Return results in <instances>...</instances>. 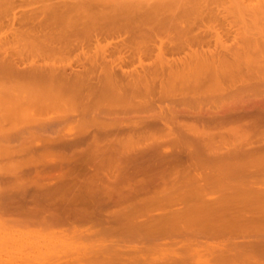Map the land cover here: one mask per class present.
<instances>
[{"label":"bare ground","instance_id":"1","mask_svg":"<svg viewBox=\"0 0 264 264\" xmlns=\"http://www.w3.org/2000/svg\"><path fill=\"white\" fill-rule=\"evenodd\" d=\"M80 2L81 1L61 2V3L55 2V4H51V5L48 4V6L46 5V7H42L43 9L40 8L41 10L36 9L37 12L31 11L32 12L31 16L30 17L28 16V19L24 21L21 29L18 30L21 33L23 38L21 41L17 42L18 44L16 43L17 46H15L16 44L14 43L15 45L13 49L15 47L16 49H19L18 53L15 54L14 52L16 58H13V55H12L11 64L6 63L7 69L9 71L8 73L11 74L10 76L12 78L17 79V81L19 80L20 82L33 85L35 87V88L33 87L34 89L36 90L39 89L40 92L41 91L43 92V93L41 92V94L44 98L59 99V100H62L63 102L65 101L64 102L65 104L67 101L68 102L75 101L76 107L74 110L78 112L76 114H79L80 112L81 113L80 115H82L81 119L77 120L78 125H80V128L82 129V131L79 134H73V133L71 134V132L73 131V128L71 127V128L66 129V124L64 127V131L66 130L65 132L67 133L68 137L70 136L69 138H71L72 136L73 138L74 136H76V139H73L71 141L69 140L68 142H62L63 140H59L60 141L59 143H56L58 142L56 138L54 139L56 140L55 143L54 142L49 143V140H48V142H46L45 144L46 148H49L50 150L51 148L52 149L53 148L69 149L70 151V149L71 150L74 148L76 149V147H79V146L81 147L83 145L82 146L83 148H81L82 149L81 151H84V148H85V153L88 152L87 155L89 153H97V154L105 153L106 154V151L107 153H109L108 150H110L111 153H113V151H117L119 153L118 155L121 156L122 150H120V148L123 147L124 149L123 145L125 144L126 141L124 142V144H121L122 145L121 146L120 144H116L118 140H116V142L114 143L115 139L114 140L112 139L113 140L112 143L110 144L109 142L110 145L107 144L108 146H106V144H104L105 146H100V144L99 145L90 144V142L87 143L85 139L86 135L91 133L89 131L93 128V129H98L101 133L103 132L104 134L105 133L109 134V131H113L114 133H121V134L122 132H126V131L130 133L135 132V134L133 133V138H134L135 135H137V133L139 132H140L139 135L143 133L144 136H146L145 133H147V130L148 132L152 133L153 131L152 129H154L155 131L153 133H156V134L157 132L161 133L159 138L157 137L159 135L157 136L156 134L155 136L153 135L154 137H157L159 139L158 142L157 140H155L156 141L155 142L156 144H154L156 145L155 148L161 147V149L165 148V150L168 151L170 147H166L165 145H163L165 142H167L168 144L170 143V145L171 143L172 145L180 144L183 146L182 150L184 149L186 150V155L188 152L191 154V161L194 162L193 164H195L193 167L195 166L198 167V165H200L199 164L200 161L203 160L202 156L205 155L206 157V154L208 153L209 154L207 156L208 159L205 158L206 160L205 162L208 164V160H209L210 164L212 165L214 164L213 166L211 167L209 166V167L211 169L212 167H215L217 170L215 168L214 170L218 172V173L215 172L216 174L215 175L216 179L214 180L215 187L217 184L222 185L224 183H227L229 179L237 180L236 183L233 182L232 180V182L235 183L234 185L229 184V183H232L229 181L228 184H225L223 186L225 187V190L227 191L225 193L222 188L221 192H224L225 194L222 193V195L220 196L225 197L226 195V199L224 197L222 198L218 196V197H215L214 199H210L207 202V204H205L204 199L201 200L200 197L201 198L203 197L204 195L203 192L208 187V183L207 185H205V183L202 185L197 184L195 186L197 189L193 188L197 192L196 200L198 201V203L200 201L199 204L206 205V206L202 205V209L204 206L205 211L207 210L208 212H211V211L215 212L212 214L213 216L203 215V216L198 217L197 215L195 218H192L189 220V218H191L192 216L191 215L190 217L188 216L189 218L187 220L186 213L188 210L186 207H182L181 211L180 210L178 211L170 210V212L167 211V213H162L161 215L157 214L158 216L155 215V218L153 219H152V216H150L152 219L150 222H147L148 218L144 222H140L139 218L141 219L144 214H142L143 212L141 213L138 211H141L143 209L142 204L144 202H146V204L147 202H150V204H152L153 203L152 201L154 200V206L153 205L152 206L154 208L156 207V209L160 208L162 210L165 207L161 208V206L162 205L167 206L164 204L168 202L169 203L171 202L180 203V201L185 202L187 200L188 202L189 200L185 196H182L185 193L182 195L179 194L180 197L176 194V196H178L179 198L175 196L174 198L173 196L172 198L169 197V193L170 195L171 193L172 195H174L173 192H175V190L177 191L178 187L175 186L176 189H171L169 190L170 192L168 191V194H167L168 196L167 195L164 196L163 194L161 196L160 193L162 192L161 191L159 192L160 190L159 189L158 190L159 193H157V196H156L157 191L155 192V196H156L155 199H153L154 198L153 197L152 199H150L151 201H146L147 199H145V201L143 200L144 201L143 202L142 200H140L142 196L139 199V198H136V194L132 193L136 188L133 191L129 190L130 191L129 192V191H124L125 189L122 190L123 188L122 187L119 188L120 186L118 187L119 182L121 183L120 185H123L125 184V182L129 181V179H134V180L137 179L138 182L136 186H138L140 182V179L138 178H142L143 175L142 177L139 176L137 178L139 174L137 175L134 172H133L134 174H131V172L128 173L129 175L131 174L129 178L127 176H126L127 178H125L124 174H123L124 176L122 175L115 176V174L113 173L112 175L115 176L114 179L112 178L114 180V183L111 185L110 184L108 185L109 187H111V189L107 185H104L105 182H103L102 185L96 184L99 181L103 180V176L106 175L105 173H102V174L100 173V171L104 169V162H103L104 159L103 158H107V157H102V156H106L105 154L100 155V157H102L103 160H100V162L98 163L96 162V160L97 158L99 159V157H97V155L94 154L96 158L93 161L97 163V164L96 163L93 164L96 166L95 171L94 169H92V171H94L92 175L90 173L85 174V175H89V174L91 175V176L89 175L88 178L87 176H85L87 178L86 180L82 176V173L80 176L84 178L87 184V187L85 186L86 188H89L88 186L95 188V189L93 188L94 189L92 191L93 193L95 190L100 193H105L103 192L105 190L104 186L105 187L107 186L106 188H108L110 192L108 193L107 191L108 195L106 193V197L107 196L108 197L107 198L105 197V198L108 199L112 195L113 196L115 195V198L113 197L114 200L111 198L110 201L113 200L115 203H118V204L121 201H129V202L133 201V203L134 201L137 202L136 204L131 203L128 205V208L127 207L125 208V209H129V207L133 208L134 206V208L132 209V213L129 214L126 212L125 214H122L121 216V213L116 214L115 212L114 215L113 214L111 215L113 218L112 220H116L114 221V223L115 222L120 223L119 226L116 225L115 223V227L109 228V229H113L112 231L115 233L113 234L114 236H118L117 237L118 239H116L118 243H120L121 241L119 239L121 234L122 235L125 234V237L126 235L129 234L131 239L132 238L133 239L136 238L135 240L139 239L140 243H144V240H146L145 242H148L147 240H150V241L155 240V241L160 242L161 240L162 241L163 240L172 241V240H176L177 238L181 239V237H186L185 239H188V237H192L191 239L193 238L194 239L195 238L204 239L205 238L207 239V241L208 239H211V241L213 239L214 241L215 240L221 241L225 239L229 241L231 240V242L234 240L236 241L241 240L240 243L238 242L237 243L241 244L242 242L243 244H250V245L252 244L253 246V243L247 241V239L252 238V237L256 238L257 236L261 237L264 235V182L263 183H260V181L253 182V180H251L252 182L249 183L247 179H251L249 178V176L252 175V173L250 175L249 172H251L253 170L252 168L256 167V165L254 164L255 166L252 165L253 167L252 166L249 167L250 168L249 170L248 165L246 163H245L246 166H240V164L241 162H243V160L245 161L246 158L249 157L250 160L249 159L246 160V162L249 165H251V163L253 164L254 161H257V160L260 161V162L259 161L256 162V163H259L257 164L259 165V167L257 166L259 169L262 166V163L264 161V130H262V136H261L262 138L260 137V141H261L260 144L256 146L250 145L252 144L251 140L253 136V134L251 135V133H254L253 131L256 130L259 126L264 125V90L260 91L258 86H256L258 84V80H256L257 79L256 74L251 75V73L253 72L252 70H251L252 72L249 73L248 69L249 70L252 69V68H248L249 67L248 65L250 63L248 62L249 64L247 65L245 63L246 61L242 59L243 56H244L243 58L246 57L245 56L247 54L246 48H249L251 46L244 47L243 49L241 47L239 48L236 47L237 50H235L234 48H233L234 50L227 48L226 49L227 51L225 50V52H222V51L220 52L219 49H217V47L215 46L217 50L214 47H213L214 50L213 49L211 50L208 43H206L204 41V38L202 37L203 35L206 36L205 35L206 33L200 32V33H203V34H200L201 36L198 33H197L198 35H194L195 34L194 29H192V31L190 30L192 28V25L195 27L197 26L196 22L192 21V22L184 23L183 26H180L182 25L180 24L182 22L176 23V21H178L176 19L177 16L171 10H169L171 12L167 11L166 16H163L164 13L160 12V9L159 10L157 9L155 11L154 8L153 9L150 8L151 10L142 9V8L141 9L133 8V9H128V10L114 9L115 12H111V11L106 12L104 10H100V8L96 7L95 5H87V4L85 5L86 2L85 3L83 2L80 3ZM10 20L9 21L11 23L8 22L10 24L9 26H11V24H12V27L15 26L13 25L14 24L13 18H11ZM177 25L178 27H180V30L178 27L175 28ZM173 28H175V30L176 29L178 30V31L176 30V37H174L175 34L173 36L172 33L170 32V30H173ZM190 32L192 34L191 36H190ZM161 33L168 34V35L170 34V35L169 36L164 35V37L163 36L161 37L160 35ZM241 45L243 46V44ZM16 49H14V51H16ZM245 49L246 51L244 52ZM257 50L253 49V51L259 52V50L258 51ZM250 51L252 50H250L249 48V51L247 52H250ZM242 52H244L243 53L244 55L242 54ZM260 54H258V56H261ZM249 57H248L249 60H253V58L251 59ZM241 59L245 61L243 62L245 63L244 68L247 69L246 71H248L250 75L249 74L243 75V72L245 69L243 67H240V65L242 66L243 64L241 62ZM254 60L253 62L256 63ZM22 63L23 65L25 63L26 67L25 69H22L20 71L17 69L16 66H18V64L22 65ZM241 68L242 70L243 69L244 70L243 71L240 70ZM251 76L253 77L255 76L256 78L254 77L253 79ZM212 83H214L213 84L214 89H211V87L213 86ZM174 84L179 85L182 89H185L186 92L182 91V92H179L178 95L176 94L172 96L168 95L167 92H165L166 88ZM237 84H240V85H237ZM33 92H36V91H33ZM107 97H112V98L119 100L121 102L120 105L114 108L111 105L105 103L107 101L106 100ZM176 97L178 98L176 99ZM169 98H171V100ZM45 104L43 106H45ZM48 105L46 104V107L44 108L47 109ZM50 107L51 105L49 106V108ZM152 108L153 109L155 108V110L157 109V113L154 112L155 115H152L151 122L144 121V119L147 118L149 115L146 116L145 118H140L142 117L139 115L140 113L142 114V112L147 111L148 109H152ZM91 112L94 115H92ZM88 113L91 114V116ZM112 115L114 117H112ZM60 117L61 116L55 117V119L58 118L59 125L60 124L63 125L65 122H68L69 120L68 118L65 119L64 116L61 117L62 118L61 120ZM51 118L49 117L51 121L49 119L44 120L46 122L41 121V125L43 123L44 125L45 123L46 124L48 123L51 125V122H53V119ZM187 118H191L193 121L191 120L192 121V122L190 121L191 123H186L182 121V119L186 120ZM54 122L57 124L55 120ZM54 122L52 123V125L54 124ZM159 123H160V127L158 125ZM39 126H40V123H39ZM45 128H47V125ZM149 130H152V131H149ZM151 133H147V134L149 135ZM64 134H61V135H64ZM121 134H118V135L122 136ZM143 134L141 135L142 137H143ZM65 135H64V138H65ZM127 135H124V136H127ZM139 135H137L138 138H139ZM149 137L147 136L146 138H148L149 140ZM92 139L93 138H91V140ZM118 139L121 140V138L119 137ZM141 139L140 141H142ZM123 140H126V137ZM129 140L131 141V139ZM153 140H151L152 142L151 141L150 142L153 143ZM132 142L130 144H132ZM136 143H137L136 145L138 146L136 149L138 150L140 143L139 142H136ZM141 143H144V142L142 141ZM144 145H142L143 148H144ZM151 145L152 144H150V146ZM132 146H134V148L136 147L135 144ZM127 147L129 150L131 149L130 145L129 146L127 145L126 148ZM142 147L140 146V149ZM148 147H146V149ZM243 147H245V149ZM143 148L141 149L142 151L144 150ZM149 148L151 149V147ZM112 149L114 150L112 151ZM124 150L127 151L126 149ZM148 150H145V151L147 152ZM156 150L154 149V152ZM179 150H181V148ZM117 152L115 153L116 156H117ZM123 153L124 151L122 152V154ZM133 153L136 154V152H133ZM143 153L140 154V157L141 155H144ZM127 154L129 155L128 151H127ZM135 154L133 155L137 156ZM153 154L154 153L152 150V155ZM123 156H126L127 159L131 158L129 157L130 155L129 156L126 155V152ZM188 156L190 155L188 154ZM149 157H151V155ZM170 157L172 156L170 155ZM110 158L111 157L108 156V160ZM118 158L119 157H117V160H119ZM146 158H147V155H146ZM146 158L145 160L147 162L148 160ZM184 158H186V156ZM189 158L190 157H188L187 159ZM86 159L85 161H88V159L87 160ZM112 159L113 157L110 160ZM121 159L122 158H120V160ZM81 160H83V158ZM155 160L158 161L157 159ZM171 160L172 159L170 158V161ZM179 160L181 159L179 158ZM85 161L83 162L85 163ZM106 161L107 160L105 159V166H106L105 168H108L109 170V167H107V165H109L108 164L109 162L110 164L113 162L109 161L108 163H106ZM191 161L189 162V165L191 164ZM90 162L93 163L92 160ZM90 162L88 161L87 163L85 164L83 163V164L87 165ZM125 162L127 163L128 160L124 159V162L122 161V165ZM79 163L82 164V161H80ZM118 163L117 161H114L113 166H110L112 171L113 169L115 170L116 165H121ZM153 163L151 165H153ZM201 163L202 164L200 168L203 165H205L203 164V161ZM138 164L141 165L140 163ZM242 164L244 165V162ZM143 165H144V161H143ZM151 165L149 164L150 168H151ZM126 166L129 167L130 165L126 164ZM91 167L93 166L91 165ZM241 167L243 168L246 167L244 170L247 169L249 172L248 173L242 172ZM146 168L144 167L143 169V166H142L141 169L144 170L143 174L145 173ZM262 168H264V166H262L260 169ZM82 169L83 168H81V170ZM117 169L114 172H119V171L123 172L124 170V169L123 170L118 169L119 170L118 171ZM188 169L189 168H187V171ZM62 170L65 171V169L63 168ZM150 170H149V173L148 171H146L147 175L148 174L150 175L151 173H153V170H155V168L152 170V172H150ZM254 170H256L255 173L258 172V174L264 171V170H259L261 171L259 172L255 168ZM67 171L65 172L66 176H67V173H70ZM184 171L186 172V170ZM202 171H205V169ZM61 173L59 172L60 176H61ZM65 173H63L64 176L63 175L61 176L62 177L60 179L61 181H66L68 179L65 177ZM85 173H87V171ZM190 173H194V172H190ZM196 173H198V175ZM196 173H195L196 174L195 176H198V177L201 176L203 173L206 174V172H203V173L201 172L202 174L200 172H196ZM14 174L15 173H13V175ZM119 174H122V173L119 172ZM146 174L144 175L143 178L145 177L147 178ZM247 174H249V176L245 178L243 175L247 176ZM212 175H214V173ZM263 175L262 177H260L259 175L260 179L257 177L258 175L256 176V174L255 175L253 174L252 177L253 179L255 178L254 179L255 181L262 180V179L264 180ZM80 176H78L76 179H78ZM99 176H102V179L98 181ZM107 176H108V173H107ZM109 176H111V174ZM40 177H45V176H40ZM201 177L196 178L197 179L196 183H198L199 181H202ZM256 177L258 178V180L256 179ZM82 178L80 177V179ZM225 178L227 179V182L226 181L223 182ZM161 179L163 178L161 177ZM134 180L132 181L134 182ZM147 180L149 179L147 178ZM152 180H154V177ZM149 181L151 182V180ZM218 181L222 183H218ZM242 181H245V182H242ZM85 182L83 181L84 184ZM112 182L113 181H111L110 183ZM150 182L149 184H151ZM80 183L82 184V181ZM129 183H131V180L129 181ZM135 183L136 182H134L133 184ZM147 183H146V187L150 186V185H147ZM126 184L128 185V182ZM157 184H160V183L158 182ZM172 184H174V182ZM192 185H194V183ZM141 186H139L140 187L139 190L140 189L142 190ZM170 186H173V185H170ZM210 186L213 187V183ZM146 187L144 185L143 188L145 189ZM215 187H214V190H216ZM219 188L221 189L220 186ZM79 189H77V191ZM220 189L218 190V193ZM165 191L163 192L165 193ZM98 192H95V193L98 194ZM211 192H213V190ZM211 192H208V193H211ZM216 192L217 191H214L213 193H216ZM134 193H137V192L134 191ZM142 194L143 193H141V195ZM198 194L199 195L202 194V195L199 196ZM77 198L75 197V199ZM67 199H70V198H67ZM72 200L74 199L72 198ZM138 200L141 202L140 204L138 203ZM61 201H64L61 203V204L63 203L64 204L60 206L63 209L67 206H68L67 208H69L68 204L72 205V201L70 203H68L69 200L67 202L64 199ZM80 202L82 201L80 200ZM96 205H101V204L98 203ZM148 206L149 204L147 205V207ZM196 206H200V205L196 204ZM67 208L64 210H67ZM136 208L137 209L140 208V209L137 211V213L135 212L136 213L135 214L134 211L136 210ZM195 208L198 209L200 207H195ZM91 209L92 208H90V210ZM190 209H193V208H190ZM202 209L200 208L199 210H202ZM125 211L126 210H123V213ZM204 212L202 210L201 213H204ZM79 213L77 211V215H75V217L80 216V218H83L81 216L86 215L85 213H87V211L86 212L84 211L83 215ZM88 214L91 215L90 213ZM52 215L50 216L49 221L52 219L54 221L55 220L57 221L58 217L57 218L55 217L56 218L55 219L53 218L55 215L54 216ZM87 215L85 217L91 218V216L89 215L87 216ZM111 216L109 217L111 218ZM48 218L49 217L47 216V219ZM43 219H45L44 216H43ZM118 219L119 220L121 219V221H119ZM53 220H52V224H54ZM122 220H124V222H122ZM137 220L139 222H137ZM50 222H47V223L49 224ZM58 222L59 221H57L56 223ZM119 227H120V230H119ZM249 240H252V239H249ZM253 240L252 242L255 241ZM174 243H177V242H174ZM121 245L122 244H119L118 246H121ZM256 246H253V248L255 247L254 250L259 251L262 257H264V240L263 241L258 240V242L256 243ZM133 252L134 251H132V253ZM124 253L125 252H123V254ZM129 253L131 252L129 251ZM116 256H119V255H116Z\"/></svg>","mask_w":264,"mask_h":264},{"label":"rangeland","instance_id":"2","mask_svg":"<svg viewBox=\"0 0 264 264\" xmlns=\"http://www.w3.org/2000/svg\"><path fill=\"white\" fill-rule=\"evenodd\" d=\"M78 1H81L83 3L86 2L85 5L86 4L87 5H95L96 7L100 8V10H104L106 12L107 11L115 12L114 9L128 10V9H133V8L134 9H141L142 8V9L151 10L154 8L155 11L157 9L158 10L160 9V12L164 13L163 16H166L167 11L168 12L172 11L177 16L176 19L178 21H176V23L182 22V23H180L182 25L179 24L180 26H183L184 23L195 21L197 26L195 27L192 25V28L190 30L192 31V29H194L195 34L192 32L194 35H198V34L200 35V34L206 33L205 34L206 36L203 35L202 37L204 38V41L206 43H208L211 50L213 49V47L215 49L217 47V49H219L220 52L221 51L225 52V50L227 48L228 49L234 48L235 50H237L236 47L237 48L241 47L243 49L244 47L251 46V47H249L250 50H252V51H250L251 53L247 52V51H249V48H246L247 51H246V49L244 50V52L246 51V53H247V54L245 53L246 57L243 58L244 56L242 57V55H241L242 59H244L246 62L243 61L242 59H241V62L242 63L245 62L247 65L250 63L248 65L249 66L248 68H252V69H250V70L248 69L249 73L253 71L252 72L253 74L251 73V75L256 74V77H257L256 80H258V84L256 86H258L260 91L264 90V53H263L264 52V50H263L264 49V0H47V1L46 0H0V69H1V71H0V264H264V257H262V255L259 253V251L254 250L255 247L253 248V246H256V243L258 242V240L259 241L264 240V237H263L264 235L261 237L257 236L256 238L255 237L249 238L252 240L254 238V240H255V241L253 240L254 242H252V240L247 239V241L253 243V246H252V244L251 245L250 244H243L242 242H241V244H238V243H240L241 240L240 241L234 240L236 242H234V241L231 242V240L229 241V240H225V239H223L225 241H223V240H221V241L215 240L214 241V239L211 241V239H208V241H207V239H205V238H204L205 240L203 238H195L196 239L195 240L194 238L191 239L192 237H188V239H185L186 237H181V239L177 238L176 240H172V241L170 240L171 243L169 240H163V241L161 240L160 242L155 241V240H153V241L147 240L148 242H145L146 240H144V243H140L139 239H137L138 241L135 240L136 238L131 239L129 234L126 235V237H125V234L124 235L121 234L120 238H119L121 241H120V243H118V241L116 240V239H118L117 238L118 236H114L113 234H115V233L112 231L113 229H109V228L115 227V223L118 226L120 224L117 222L114 223V221H116V220H112L113 219L111 216L112 214L114 215L115 212H116V214L121 213V216H122V214H125L126 212L130 214V213H132V209L134 208V206H133V208L129 207L130 210L125 209L126 207L128 208V205L133 203V201L132 202L131 201L130 202L129 201H121L118 204V203H115L113 201L115 198V195L114 196L112 195L111 197H109L110 198V199L108 198L109 200L106 199L108 197V196L106 197L107 191H108V193L110 192L109 189L106 187L109 184L111 185L114 183L113 179L115 176H118V175L124 176L125 175L124 176L125 178H127V177L129 178V176L131 174L135 173L137 175L139 174L137 176V178L139 176L142 177V175L144 177V175L147 173L146 171H148V173H149V170L150 169L153 170L154 168H155V170H153V173L150 174L151 177L149 174H148L149 176L146 174L147 178L149 180H151V182L149 180H147L146 177H145L146 180H145V178L142 177V178H138V179H140L138 186H136L137 182H138L137 179H135V180L129 179V181L131 180V183H129V181H127L129 186L126 184L127 182H125V184H123V185H120L121 183L119 182L118 187L119 186H120L119 188L122 187L123 188L122 190L125 189L124 191H129V190L133 191L136 188L134 191L137 193H134V191L132 192L133 194H136V198L140 199V197L142 196L140 200L145 201V199H147L146 201H151L150 199H152L153 197H154L153 199H155V197L157 196V193H159L160 191L162 192V193H160L161 196H162V194L164 196H166L168 194L169 190L176 189L175 186H177L179 189V190L177 189V191L175 190V192H177V193L172 191L174 195H172V193L170 195V193H169V197L172 198V196H173V198H174V196L178 197L179 194L182 195L185 193L182 196H185L189 201L187 202V200H186L185 201L186 203L181 202V201H180V203H172V202L169 203L168 202V203L164 204L167 206H163V205L161 206V208L165 207L162 210L160 208L156 209V207L155 208L153 207L154 206V200L152 201L153 202L152 204H150V202H147V204H146V202L143 201L144 205L142 204L143 209L141 211H138L140 209V208L137 209L138 207L136 208L135 211L133 210L134 213L135 212L137 213V211L141 212V213L143 212L142 213V214H144L143 217L141 219L139 218L140 222H144L145 220H147V218H148L147 222H150L153 218H155V215H157V214L161 215L162 213H167V211L170 212V210H173V211L180 210L181 211L182 207H186L188 210L186 213L187 214L186 215L187 220L191 215L192 216H191V218H189V220L192 218H195L197 215H198V217L203 216V215L204 216L205 215L213 216L212 214L215 212H213V211L208 212L207 210L205 211L204 206L202 209V205L207 204V202L210 199H214L215 197H218V196L222 197L220 195H222V193H224V192L226 193V191H227V190H225V187H223V186L225 184H228L229 181L232 182L233 179H229V181L227 182V179L225 178L226 180L224 179L223 182L226 181L227 183H224L222 185L217 184L218 186L216 185V187H215L214 180L216 179V177H215L216 171L214 170L215 167H212V169L210 168L214 164L213 165L210 164L209 160H208V164L205 162L206 161L205 158L208 159L207 156L209 155L207 152H206L207 154L205 153L206 157L204 154H203L204 156H202L203 157L202 158L203 164H205L206 167H205V165H203L201 167L202 168L201 169L200 166L202 164L201 163L202 161H200V163H199L200 165H198V167L195 166L196 167V169H195V167H193L195 164H193L194 162L191 161V154L188 152L186 155V150L185 149L182 150L183 149L182 145H180V144L172 145V143H171V145H172L171 146L170 143L168 144L167 142H165L163 145H165L166 147H170V149L168 151H166L164 147H162L164 149H161V147L155 148V146H156V145H154V144H156L155 140H157V142H158V140H159L158 138L160 137L161 133H159L157 131H156L157 134L153 133L155 131L154 129H152L153 131L149 130V131H152V133L148 132V130H147V133L152 134V135L149 134L150 137L147 133H145L146 136H144L143 133H141L139 135L140 132L139 133L136 132L137 135H139V138L137 137V135H135V137L133 138V133L135 134V132L130 133V132L126 131V132H122V134H121V133H114L113 131H109V134H110L109 135L108 133L104 134L103 132L101 133L98 129H93V128L89 131V132H91V133H89L90 135L89 134L86 135L85 139H86L87 143L90 142V144H98V145L100 144V146H105L104 144H106V146H108L112 143V141L114 139H115L114 143L116 142V140H118L117 141L118 143L116 142V144H120V145L124 144V142L126 141L123 146H124V149H126L128 151L130 156L127 154V151H125L123 149V147L120 148V150H122V152L124 151L123 154L121 152V156H123L126 152V155L131 157L128 159L126 156H123L124 158L119 156L118 155L119 153L117 151H113L114 149H112L113 153H111L110 150H108L109 153H107V151H106V154L104 153L106 156H102V157H107V158H103L104 159L103 160L102 157H100V155H104V154L89 153L87 155L88 152L86 151L87 153H85V148H84V151H81L82 150L81 148H83L82 147L83 145L81 147L79 146L80 149H79V147H76V149L75 148L72 150L70 149V151H69V149H60V148H58V149L53 148L52 149L51 148V150H50L49 148H46L45 144H46V142H48V140H49V143H51V142L55 143L56 140L58 141L56 143H59L60 142L59 140H63L62 142H68L69 140L71 141L73 139H76V136H74L73 138L71 136V138H69L70 136L68 137L67 133L65 132L66 130L64 131V127L66 124V129L71 128V127L73 128V131L71 132V134L72 133L73 134H79L82 131V129L80 128V125H78L77 120H80L82 115H80L81 114L80 112H79V114H76L78 112L74 110L76 107L75 101H73V102L67 101L65 104L64 103L65 101L63 102L62 100H59V99L44 98L41 94L42 91L40 92L39 89L38 90L34 89L35 87L33 85L26 84V83L20 82L19 80L17 81V79H15V78H12L10 76L11 74L8 73L9 71L7 69V64H11V56L12 55H13V58H16L15 54L18 53L19 49H16V47H15L14 49H16V51H14L13 47L17 42L21 41L23 38L21 33L18 30L21 29L24 21H26L28 19V16L29 17L31 16L32 12H37L36 9L39 10L42 7H46V5L48 6V4H50V5L55 4V2L61 3V2H78ZM112 10H114V11H112ZM169 10H171V11H169ZM11 18H13V20H14L13 25H15V26H13V27H12V24H11V26H9L10 24L8 23L11 21L10 20ZM194 25H195V23H194ZM177 27H178V25L175 28H177ZM175 28H173V30H170V32L172 33L173 36L175 34L174 37H176V30H177V29L175 30ZM178 28L180 30V27H178ZM200 32H203V33H200ZM160 35H161V37L162 36L164 37V35L169 36L168 34H164V33L163 34L161 33ZM178 35H177V37H178ZM191 35L192 34L190 32V36ZM167 38H169V37H167ZM165 39H166V37H165ZM17 44L15 46H17ZM241 44H243V46ZM245 44H246V46H245ZM252 46H253V48H252ZM253 49L254 50L258 49L259 52L253 51ZM14 52H15V54H14ZM244 52H242V54ZM260 52H261V54H260ZM258 54H260L261 56H258ZM247 56L248 57L251 56L249 58H251V59L253 58V60L256 58L254 60L256 63H254L253 60H249ZM245 63H243L244 65L242 64V66L240 65V67L244 68ZM16 65H17V63H16ZM16 67L18 70L21 71L22 69H25L26 65H25V63H24V65L22 63V65L18 64V66H16ZM240 70H242V68ZM246 70L247 69L244 70L243 75L249 74L248 71H246ZM251 77L254 79L255 76L254 77L251 76ZM213 84L214 83H212V85ZM237 85H240V84H237ZM211 89H214V85L211 87ZM33 91H36V92H33ZM182 91L186 92L185 89H182L179 85H176V84L167 87L165 90V92H167V94L171 95V96L174 94L178 95V93L182 92ZM177 98L178 97H176V99ZM169 99L171 100V98H169ZM51 100H52V102H51ZM106 100L107 101L105 103L111 105L114 108L119 106L121 103L119 100L112 98V97H107ZM53 101H55V102H53ZM46 102H48L49 105ZM45 103L48 105L47 109L44 108V107H46ZM44 104H45V106H43ZM50 105H51V107L49 108ZM147 111L142 112V114L140 113L139 115L142 117H140V116H138V117L145 118L146 116L149 115L147 118L144 119V121L151 122L152 121L151 117H152V115H155L154 112L157 113V109L155 110V108L154 109L152 108V109H148ZM91 114H92V112H91ZM91 114H89V115L91 116ZM66 115H68V116H66ZM92 115H94V114H92ZM56 116L57 117H59V116L63 117L64 116L65 119L68 118L69 123L65 122L63 124L64 126L61 124H60L61 125L60 126L58 124L59 123L58 118H56L57 120L55 119ZM49 117L50 118L52 117L51 119H53V122H54V120L57 122V124L54 122V124L56 126L54 124L52 125L53 122H51V125L48 123L47 124L45 123V125L43 123L41 125V121L46 122L44 120L49 119ZM61 117H60V119L62 120ZM112 117H114V116L112 115ZM186 120L182 119V121L186 122V123H191L193 121L191 118H187ZM39 123H40V126H39ZM46 125H47V128H45ZM57 125H59V126H57ZM158 125L160 127V123ZM60 127H62L63 130ZM262 130H264V125L259 126L256 130L253 131L254 133H251V135L253 134V136H252V140H251L252 144H250V145L256 146V145L260 144V142H261L260 137L262 136ZM58 133L60 136L58 135ZM123 133H124V135L128 134L129 136L128 135L127 136L130 138H128L127 136H124ZM61 134H64L65 138H64V135H61ZM116 134L117 135L121 134L122 136H119V135L117 136ZM142 134H143V137L141 136ZM155 134H156V136L159 135V136H157L158 138L154 137ZM147 136L149 137V140H148V138H146ZM61 137H63V138H61ZM118 137L121 138V140H119ZM125 137H126V140H123ZM55 138H56V140H54ZM91 138H93V139L91 140ZM129 139H131V141ZM140 139L144 143H141L142 141H140ZM150 139L151 140L154 139L153 143H151L152 141ZM119 141H120V143H119ZM121 141H122V143H121ZM93 142H95V143H93ZM109 142H110V144H109ZM131 142H132V144H130ZM136 142L140 143L139 149H140V146L142 147V145H144V144L151 147V149L148 146L144 145V148L142 147L144 149L143 151L141 150L142 148L140 150L139 149L137 150L136 148L138 146L136 145L137 144ZM166 143L168 144V146ZM134 144L136 146L135 148H134V146H132ZM150 144H152V145L150 146ZM127 145L128 146L130 145V148H131L130 150L128 149V147L126 148ZM153 145H154V147H153ZM145 146L148 148L146 149ZM152 147L155 150L158 148L156 150L158 152H156V151L154 152V149ZM132 148H134L136 151ZM159 148H160V150H159ZM180 148H181V150H179ZM243 148L245 149V147H243ZM145 150H148V151L146 152ZM152 150L154 153L153 155H152ZM80 151H81V153H80ZM116 152H117V156L115 154ZM133 152H136V154ZM139 152H141V153H139ZM142 153L144 155H141V157H140V154H142ZM156 153L157 154L159 153V154L157 155ZM167 153H168V155H167ZM94 154H96L97 157H99V159L97 158V160H96L97 163L100 162V160H103V162H104V169L101 170L100 173L101 174L105 173L106 175L103 174L105 177L102 175L103 180H101L102 176H99L98 181L101 180L102 182L99 181L100 182L99 183L97 181L98 183H96V184L102 185L103 182H105L104 185H107L106 187L104 186L105 190L103 192H105V193H100V192L95 190L94 193L98 192V194L97 193L94 194L92 192L95 189L94 187L88 186L89 188H86L87 184H86L85 180L89 177L90 174L92 175V173L95 171V168H96V166L93 165L94 163H96L93 161L96 158ZM114 154H115V156H114ZM133 154H135L137 156H134ZM138 154H139V156H138ZM178 154H180V155H178ZM188 154L190 156H188ZM81 155H83V156H81ZM146 155H147V158H146ZM148 155L149 156L151 155V157H149ZM170 155L173 158L170 157ZM76 156H78V157H76ZM108 156H110L111 158L113 157V159H112L113 161L110 160L111 158L108 160ZM161 156L163 157V159ZM166 156H168V157H166ZM178 156L182 161L179 160ZM185 156H186V158H184ZM187 156L190 158L187 159L188 158ZM88 157L92 160L93 163L90 162L91 160ZM91 157L94 159H92ZM117 157H119L118 158L119 160H120V158H122L120 160V162H119V160H117ZM133 157H135L136 159ZM164 157H165V159H164ZM82 158H83V160H81ZM86 158L88 159V161L90 163H88L87 165H84L85 163L88 162V161H85ZM145 158L148 160L147 162H146ZM170 158L172 159L171 161H170ZM105 159L107 160L106 163H108L109 161L113 162L111 164H110V162L108 163L109 165H107V167H109V170H108V168H105L106 167L105 166ZM124 159L128 160V162L127 163L125 162L122 165V161L124 162ZM142 159L144 161V165H143ZM155 159H157L158 161H156ZM160 159H162V160H160ZM247 159H249V157L246 158V160ZM50 160H52V161H50ZM78 160L82 161V164L79 163L80 161H78ZM136 160L138 161V163H140L143 166V169H144V167L145 168L147 166L149 167V169H148V167L146 168L144 174H143L144 170L141 169L142 166L139 165ZM185 160L186 161L188 160V161L186 162ZM189 160L191 161V164H190L191 166L189 165V162H190ZM246 160L245 161L243 160L244 165L242 164L243 162L240 161L241 162L240 166H246V164H247L248 168H249L255 164L256 167L257 166L259 167V165H257L259 163H256L259 160L256 159L257 161H254L253 164L250 162L251 165H249L246 162ZM83 161H85V163ZM114 161H117V163L119 162L118 164H121V165H116L115 170L117 168L119 169L122 167L119 170L124 169L125 170V172L123 170L124 173L122 171H119L118 169L117 170L119 172H121L122 174H119V172H114L115 171L114 169L112 171L110 166H113ZM155 161L157 164L155 163ZM171 162H173V163H171ZM177 162H179L180 165ZM128 163H130V164H128ZM152 163H153V165H151ZM126 164L130 165V166L127 167ZM149 164L151 165V168H150ZM263 164H264V161L262 163V166H264ZM91 165L93 167H91ZM154 165H155V167H154ZM175 166H176V168H175ZM177 167H179L180 169ZM186 167L189 168L188 171H187ZM256 167H254V168L257 169L258 171L264 170V168L260 169L261 168L260 167L258 169V167L257 168ZM62 168L65 169V171L62 170ZM81 168H83V169L81 170ZM245 168L241 167V171L248 173L249 171L247 169L244 170ZM254 168H252L253 170L251 169L253 172L252 171L249 172L250 175L252 173L251 176H249V174H247V176H245L246 174L243 176L245 178L248 176H249V178H251V179H247V181L249 183L252 182L251 180H253V182H259L260 181V183H263L264 180L263 179H262L263 181L258 180V178H259V175H260V177H262V175L264 174V171L263 172L259 171L261 173L258 174V172L255 173L256 170H254ZM92 169H94V171H92ZM192 169H194V170H192ZM204 169H205V171H202ZM106 170L109 172L111 170V172H110L111 176H109L110 174ZM134 170H136L137 172ZM152 170H150V172H152ZM170 170H171V172H170ZM184 170H186V172ZM249 170H250V168H249ZM66 171L70 172V173H67V176L65 173ZM86 171H87V173H85ZM59 172L60 173L62 172L61 176L62 175L64 176L63 173H65V177L68 178L67 180L69 182L67 180L61 181L60 179L62 177L60 176ZM106 172L108 173V176H107ZM130 172H131V174L129 175L128 173H130ZM190 172H194V173H190ZM196 172H200V173L206 172V174L201 173L202 174L201 176H203V177H201V176H199V177L202 178V181H199L198 183H196L197 182L196 178H199V177L195 176L196 174L198 175V173H196ZM212 172L214 173V175H212L213 174ZM13 173H15V174L13 175ZM81 173H82V176L85 178V180H84V178H82V176H80ZM88 173H90V174L85 175ZM113 173L115 174V176L112 175ZM188 173H190V174H188ZM216 173H218V172H216ZM253 174L254 175L256 174V176L258 175L257 176L258 178L256 177V179L258 181H255L254 180L255 178L253 179V177H252ZM77 175L80 176L83 180L80 179V177L78 179H76L78 177ZM152 175L154 177V180H152L153 179ZM40 176H45V177H40ZM85 176H87V178ZM108 177L111 179H109ZM161 177L163 179H161ZM263 178H264V175H263ZM107 179H108V181H107ZM141 179H142V181H141ZM77 180H79L80 182L82 181V184ZM110 180L113 182L110 183L111 182ZM132 180H134V182H136V183L133 184L134 182ZM83 181L85 182V184L83 183ZM143 181H144V183H143ZM149 182L151 184H149ZM158 182L160 184H157ZM167 182H168V184H167ZM173 182H174V184H172ZM233 182L236 183L237 180H233ZM233 182L229 183V184L234 185L235 183H233ZM242 182H245V181H242ZM73 183H75V184H73ZM146 183H147V185H150V186L146 187ZM152 183H154V184H152ZM193 183H194V185H192ZM204 183H205V185H207V183H208V187L206 186L207 187L206 189L208 191L205 189L206 192L204 190V192H203L204 195L202 198L200 197V199L201 200L204 199L205 204H199L200 201L198 203V201L196 200L197 199L196 198L197 192L194 189L196 188L195 186L197 184L202 185ZM212 183H213V187L210 186ZM218 183H222V182L218 181ZM77 184H79V185H77ZM141 184L143 187L145 185L146 188L144 189L141 186ZM41 185H42V187H41ZM170 185H173V186H170ZM139 186H141L142 190L141 189L139 190V188H140ZM167 186L168 187L170 186V187L168 188ZM219 186L221 187V189L219 188ZM69 187H70V189H69ZM72 187H73V189H72ZM124 187H126V188H124ZM132 187H133V189H132ZM164 187L167 189H165ZM214 187L216 188V190H214ZM109 188L111 189V187H109ZM137 188H138V190H137ZM162 188H163V190H162ZM222 188H223L224 192H221ZM54 189H56V190H54ZM66 189H68V190H66ZM77 189H79V190L77 191ZM219 189H220L219 193H221V194L218 193ZM158 190H159V192H158ZM181 190L182 191L185 190V191L182 192ZM212 190H213V192L214 191H217V192L213 193V192H211ZM143 191L144 192L146 191L145 193H147V192L148 193L145 194ZM163 191H165V193ZM71 192H73V193H71ZM155 192H156V196H155ZM208 192H211V193H208ZM66 193H67V195H66ZM108 193H107V195H108ZM141 193H143V194L141 195ZM205 193L206 194L208 193V194L206 195ZM137 194H138V196H137ZM153 194H154V196H153ZM176 194L178 196H176ZM92 195H94V196H92ZM187 195H188V197H187ZM200 195H202V194H200ZM73 196H75L76 198L78 197V198L75 199V197H73ZM93 197H95L96 199ZM67 198H70V199H67ZM72 198L76 201L72 200ZM79 198L82 202H80ZM87 198H88V200H87ZM111 198L113 199L112 201H110ZM224 198L226 199V195ZM63 199L66 202L69 200L68 203H70L72 201V205L68 204L69 208H67L68 206L64 208V209L67 208V210H64L63 208L60 207L64 204V203L61 204L62 202H64V201H61ZM82 199H84V200H82ZM94 199L96 202L94 201ZM102 200H104V201H102ZM105 200H106V202H105ZM98 203H100L101 205H96ZM105 203H106V205H105ZM136 203L137 202L134 201L133 204H136ZM138 203L140 204L141 202L138 200ZM148 204H149V206H148L149 208L152 207L151 209H149L147 207ZM196 204L200 205V206H196ZM169 205H171V206H169ZM195 207H200L203 210V212L204 211L205 212L201 213L202 210H199L200 208L197 209ZM90 208H92L91 209L92 211L90 210ZM190 208H193V209H190ZM122 209L126 210V211L123 213ZM147 209H148V211H147ZM30 211H31V213H30ZM77 211H78V213L80 212L81 215H83L84 211L85 212L87 211V213H85V214L87 215L88 213H90L91 215H89V214L88 215L91 216V218L89 217L90 218L89 219L88 217H85L86 215H83V216H81L83 218H80V216H79L80 213L78 214L79 217H77V216L75 217V215H77ZM196 212H197V214H196ZM74 213H75V215H74ZM138 214H140V213H138ZM30 215H32V216H30ZM51 215L52 216L55 215L53 218L58 217L57 221H59V222L56 223L57 221L56 220L54 221L51 218L54 222V224H52V220H50L51 222L49 221ZM43 216L45 219H43ZM47 216L49 217L48 219H47ZM109 216H111V218ZM150 216H152V219ZM84 217H85V219H84ZM86 218H88V219H86ZM58 219H60V220H58ZM119 221H121V219ZM139 221L137 220V222H139ZM47 222H50V223L48 224ZM122 222H124V220H122ZM104 229H106V230H104ZM119 230H120V227H119ZM167 241L169 244L167 243ZM174 242H177L178 244L174 243ZM236 243H237V245H236ZM119 244H122L124 246H122V245L118 246ZM117 250H118V252H117ZM129 251L131 253H129ZM132 251H134V252L132 253ZM120 252L122 255L120 254ZM123 252H125V253L123 254ZM116 255H119V256H116Z\"/></svg>","mask_w":264,"mask_h":264}]
</instances>
